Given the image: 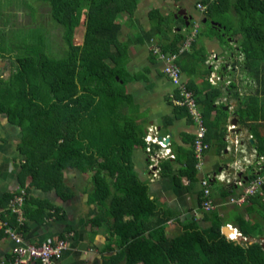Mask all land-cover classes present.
Returning <instances> with one entry per match:
<instances>
[{"label":"trees","instance_id":"1","mask_svg":"<svg viewBox=\"0 0 264 264\" xmlns=\"http://www.w3.org/2000/svg\"><path fill=\"white\" fill-rule=\"evenodd\" d=\"M42 1L50 4L53 19L63 29L66 42L63 57L53 58L43 47L44 42L24 44L25 31L17 29L10 32V60L15 70L8 78L0 77V117L5 115L23 133L18 147L26 157L22 184L26 178H32V187L55 188L67 201L75 193L64 182L65 171L77 170L91 175L94 189L90 202L98 205L99 214L90 223L94 227H105L112 238L107 249L110 255L104 257L103 264H264V243L261 242L264 225L252 217L264 211L253 205L252 198L245 207H236L242 212L232 224L218 209L211 213L203 210L206 199L202 188L200 205L204 219L211 226L203 228L192 218L185 224L178 221V231L170 233L167 228L173 215L161 209L152 199L149 185L135 173L134 151L137 148L147 150L146 128L135 99L128 92V85L133 81L127 68L132 43L123 41L121 34L126 25L132 27L136 23L140 0ZM198 4L208 7L204 14L207 23L198 21L196 16L193 21L176 19L175 13L165 15L154 9L149 15L152 28L143 34L149 42L159 38L158 43L166 54L179 55L177 64L182 73L190 74L192 72L185 68V59L197 60L201 68L209 56L205 48L199 50L195 41L189 50L180 54L194 33L190 31L195 24L210 27L206 36L200 33V27L196 39H218L221 46L225 44L230 51H234L232 43H236V51L243 56V62L232 56V70L224 64L221 76H234L240 70L254 83L250 94L241 95L236 91L234 96L239 101L237 114L241 124L255 134L247 144L257 153V158H264V0H198L196 8ZM230 14H235L240 23L236 30L240 39L224 35L232 29L219 19ZM126 15L129 19L124 25L120 20ZM170 18L182 22L183 27H178V22ZM189 21L190 26L187 25ZM214 21L222 27L214 26ZM81 25L86 26L85 40L83 44H76L74 37ZM169 38L171 40H167ZM3 47L0 39V57L6 56ZM211 71L209 68L206 72ZM188 87L194 92L199 107L204 108L202 113L209 130L206 142L219 143L225 151L228 127L222 126L228 122L229 111L224 105H216L223 96L222 91L207 87L205 94L195 89L193 82ZM232 89L237 90L234 81L226 92ZM213 111L218 113L217 121L210 120ZM182 113L192 119L186 108L175 106L174 116L165 118L164 127L172 125ZM220 122L219 133L216 130ZM173 161L182 164L177 172L171 167ZM197 163L192 148L183 159L163 161L162 173H172L179 187H182V178H188L192 186L200 180ZM258 177L249 173L251 180ZM214 188L222 191L223 199L216 201ZM211 189L215 205H222L236 191V185L213 181ZM259 196L258 200L262 198L264 203V198ZM12 198L13 194L5 195L3 207H7ZM47 207L53 206L31 197L24 208L26 218L35 220L37 216H45ZM248 221L253 224L251 227ZM10 224L17 225V217L13 214ZM226 225H233L245 238L255 241L229 240L223 234ZM28 229L25 222L20 231L24 234ZM0 237H6L5 233L0 231Z\"/></svg>","mask_w":264,"mask_h":264},{"label":"crops","instance_id":"2","mask_svg":"<svg viewBox=\"0 0 264 264\" xmlns=\"http://www.w3.org/2000/svg\"><path fill=\"white\" fill-rule=\"evenodd\" d=\"M147 1L151 4H148L147 7L149 9L147 18L148 23L145 24L143 23V20L139 14L141 13L140 3L142 2V7ZM189 1L190 0H187V2L186 0H140L136 12V23H134V25L132 24V27L126 25L124 27L123 33L121 34L123 41L132 43L129 51L130 59L127 68L133 81L128 85V92L133 95L136 105L140 110L141 116H143L142 119L146 128V136L152 127H158L160 136H170L171 150L175 155V160L177 157L178 159H183L186 153L192 150L193 138L196 134L197 127L194 121L190 119L187 114L183 113L179 118L175 119V122L172 125L164 127L165 118L174 116L175 106L171 104V95L175 91V87L171 80L164 73V63L159 59V56L155 52L156 48L162 49L158 44L159 38L149 42L147 38H145L143 32L147 33L152 28L149 15L154 9L161 10L165 15L175 13L179 8L186 9L188 13L191 14V16H196L198 21L204 22L205 15L196 8V2L198 0H195L194 2V12L190 11V4L189 6L187 5ZM154 5L156 7H154ZM168 7L170 9L174 8L175 10L168 13L163 12L162 9ZM143 8L145 9V7ZM128 17L129 16L126 15L125 18L120 20V22H123L125 25L129 19ZM167 40L171 39L169 38ZM199 46L201 49L205 48L209 54L206 64L200 68L195 65V63L197 64V60L195 61V59L191 60L188 58L185 59V68H187V71L189 70L192 73L190 74L184 72L183 77L186 79L188 84L193 82L195 89L203 90L206 94L207 86L206 82L203 80L202 73L204 68L206 71L210 68L212 69L210 73V81L213 82L212 84L217 86L220 85V83H224L225 86L222 87L223 90H225V88L229 89L227 87L229 85V78L234 79L233 76L226 74V76L222 77L220 71L221 69L216 66V64L214 65V63L212 64L209 61V58H211L210 56L218 50L220 51L219 55L224 56L226 54L224 53V50V52L222 51V46L219 40L203 37ZM198 55L199 57L202 56L201 54ZM231 59L232 57L230 58V61L227 62L231 63ZM226 66L228 67L229 65ZM230 67L232 66L230 65ZM230 70H232V68H230ZM206 71L205 73L207 74ZM217 77H220V79H217ZM247 79L249 81V78L240 70H238L236 71L235 80L233 81H235L237 88H239V84L245 83V80ZM149 84L154 86L152 87L153 89H149ZM231 85L232 82L229 86L231 87ZM236 91H238V89L235 91L232 89L230 93L226 94L228 96L231 95L230 98H233L235 97L234 93ZM204 96L205 95L203 94L202 97ZM227 100L226 102H223L218 99L216 105H224V103H227ZM230 102L227 107H230L231 109L232 105H230ZM238 109L239 107L237 108L236 106L234 110H228L230 111L228 122L226 126L224 123L222 126L226 128L228 127L227 133L225 135V142H227L226 150L224 151L222 147L219 146V143L213 142L211 149L206 155L205 171L210 175H219L225 170V165L227 166L228 163L230 164L231 162H237V165L240 166V164L244 162L245 164H241V166H244L245 169L241 170V167H239V169H237V176L234 175V178L233 175H231L230 177H233V180H235L241 176L242 179H244L245 184H247V181L251 180L249 179L250 172L261 175L263 161L261 164L257 163L256 166L253 165L254 163L252 161L254 156L251 155V153L253 154L255 151L253 152L250 149L247 141H250V137H254L255 134L247 126H243L241 124V119L237 114ZM145 114H149L147 119ZM217 118V111H213L211 113L210 120L217 121ZM234 121H237L238 123L236 125L237 128L231 129L232 126H235ZM218 127L220 128H218L216 132L220 133L221 122ZM262 133L264 135V129L262 130ZM22 139V129L10 123L7 117L4 118L1 116L0 220L10 221L12 216V213L10 214L9 209L10 202L8 203L7 207H3L2 205V199L5 197V195L13 194L14 196V194L17 195L22 191H26L27 196L25 199L24 208L26 206L27 200H29L31 197L37 201L48 203V205L51 204L53 206L52 208H49L50 206L47 207V214H45V216H37V219L35 220H29L28 218L25 219V222L28 223L29 227L28 231L24 233L25 239L27 241L41 244L47 241L57 242L58 240L62 239L61 237H64V239L68 241L69 246L61 259L56 261L54 264H103L104 257L110 255L109 252H107V249L108 245L112 241V238L110 237V232L105 227H94L90 223L91 220L99 214L98 205L90 202V195L94 189L93 183L90 181L91 185H86L87 187H84L81 183L72 184V178H69L68 176L70 174L74 176V172L77 170H66L64 173V182L66 186L71 188L75 193V196L67 201L63 200L59 196V193L55 188L45 190L42 188L32 187V178H26L25 184L23 185L22 166L25 163L26 157L21 154L18 149ZM235 142L239 143V146H237L239 151L236 156V152H233V150L232 152H229L228 150V148H236V146H234ZM157 150L160 149L158 148ZM249 154L251 156H249ZM230 158H233V161L229 162V160H231ZM248 159H250V163H247ZM173 162L171 167L174 172H177L179 168L182 167V164L175 161ZM257 162H260V159H257ZM162 163L163 161L161 164ZM133 165L134 169L142 174L141 181L145 183L147 182L149 185L152 199H155L158 202L161 209L167 211L168 214L170 213V215H173L172 221L168 223V232L172 233L178 231V221H181L183 224H185L192 218H195V220L203 228H209L211 226V223L204 219V213L202 212L200 205L202 194L200 180L198 183L191 186L188 178H182V187H179L175 184L172 173L163 174L161 171V176L159 178H153L152 172L149 170L148 154L143 148H137L134 151ZM77 173L79 172L77 171ZM74 177H76V175ZM201 177V174H199V179ZM28 190H30V193ZM214 190L216 201L223 199L222 191L215 188ZM243 190V187L237 185L236 191L225 199L227 203L225 202L226 204L222 205L218 204V212L221 216L224 217V215L227 213V209L231 210L237 207V205L228 203V201H231L238 195L243 194ZM225 205L227 206L226 208H224ZM34 209L36 208L34 207ZM3 215L5 216L4 218ZM127 219L128 218L126 217V220ZM0 239L1 262L11 258L12 250L15 244L13 240L7 235L4 238L0 237Z\"/></svg>","mask_w":264,"mask_h":264},{"label":"built area","instance_id":"3","mask_svg":"<svg viewBox=\"0 0 264 264\" xmlns=\"http://www.w3.org/2000/svg\"><path fill=\"white\" fill-rule=\"evenodd\" d=\"M207 6L203 4H198L197 9L205 14L207 11ZM200 24L197 23L194 25V36L188 38L184 47L180 51V54L189 50L192 42L194 41L195 36L198 34L200 29ZM156 54L159 56V59L164 63V73L171 80L172 84L175 87V91L172 93L171 98L173 105L176 107L186 108L194 121L197 131L195 134V142L193 144V150L195 157L198 161L197 169L199 174H201L200 183L204 190L205 202L203 203V210L206 213H211L218 209V205L214 203L212 198V189L211 183L213 181L220 182L222 184H227L228 186L231 183L230 176L226 171H222L219 175H210L205 171V161L207 152L211 149V145L206 142L208 135V128L205 124L204 116L198 102L196 100L195 94L188 87V82L183 77L182 69L177 64L179 55L177 54H166L162 49L156 48ZM220 79V77H217ZM178 91V92H177ZM231 129H236V126H232ZM170 139V136H163L160 140V134L158 127H152L145 138L148 147L147 154L149 159V170L152 172L153 178H159L161 176V162L164 160H175V155L171 150V144L166 143ZM253 137H250V140ZM155 146H158L160 150H157ZM235 152H238L239 143L235 142ZM233 150L232 148H229ZM264 161V158L260 159L258 164H261ZM250 163V162H249ZM242 170V169H241ZM231 184L239 185L245 187L243 194L238 195L233 198L230 203L242 207L248 204L254 196L261 195L264 197V176H259L256 179L248 181L245 184L242 177L236 178ZM226 185V186H227ZM26 191H22L20 194L13 196L10 200V212L17 217V225L10 224V221L0 220V230L10 237L15 246L12 250V256L6 261H1L0 264H54L56 261L61 259L64 252L67 250L69 243L66 239H60L57 242L47 241L41 244H36L25 239L24 234L20 231L21 227L24 225V204L26 199ZM228 227L236 232V237L230 233L227 238L231 241H238V237H242V241L248 242L249 239L245 238L242 233L232 225Z\"/></svg>","mask_w":264,"mask_h":264},{"label":"rangeland","instance_id":"4","mask_svg":"<svg viewBox=\"0 0 264 264\" xmlns=\"http://www.w3.org/2000/svg\"><path fill=\"white\" fill-rule=\"evenodd\" d=\"M186 2H187V0H186ZM194 2H195V0H190L188 4L186 3L188 6L190 4V11L191 12H194V9H195ZM148 4H151V3H148V1H147V2H145V5L141 7L142 2L140 3V8H141L140 12L141 13L139 14V16H141L143 23H145V24L148 23V21H147L148 13H149V11H148L149 9L147 8ZM143 7H145V9ZM154 7H156V6L154 5ZM50 8H52L50 6V4H47V2L42 1V0H0V38H3V37L10 38V32L11 31H14V30L17 31V29H23L25 31L24 32V39H25L24 44H31V43L33 44V43H37V42L38 43L44 42L43 47L47 48V51H49V53L52 55L53 58L58 59V58L63 57L64 50H66V42L63 39V29L61 26H59L54 21V19L52 17V11L50 10ZM162 10H163V12L168 13V12L174 11L175 9L174 8L170 9L168 7V8H164ZM236 19L237 18H236L235 14H232V15L230 14V15H228V17H226V16L220 17L219 20L221 22L227 24L232 29L231 33L225 32L224 35L226 37L228 35H230L231 37L236 36L238 39H240L236 33V30L239 29L240 23ZM10 20L12 21L11 24H10ZM171 20H172V22H178L176 20H173V18H170V21ZM178 23H177L178 27L179 26L183 27L182 22L179 21ZM216 23L221 24L219 22H216ZM209 28H210L209 26H205L204 24L201 25L200 33L202 35L206 36L205 34L209 32ZM193 30H194V28L191 29L190 33ZM225 30H226V28H225ZM85 35H86V26L85 25L79 26V28H77V30H76V34L74 37L75 43L76 44H79V43L83 44L84 40H85ZM192 35L194 36L193 32H192ZM172 36L173 35L171 34V37ZM228 40L231 41V38H228ZM194 41L197 42V47L199 48V50H201L200 46H199L201 44L200 43L201 40L198 38L197 39L194 38ZM222 45H223L222 47H225V49L222 48V51L224 50L225 52L224 51L223 52L226 54L224 56H221V55H219L220 54L219 50L214 52L210 56L211 58H209L210 63H214V65L216 64V66H218L221 69V68H223L224 64L229 65L227 68H229L230 65L232 66V60H231V63L227 62L230 60V58L232 56L234 57L235 60H239V61L243 62V56L239 55L240 53L238 51H236L237 50L236 43H232V47H234V51H230L228 48H226L225 44H222ZM9 46H10V44H9ZM8 48L5 47L6 50ZM5 55L6 56H4V57H0V77L8 78V77H10L11 73L15 70V67L13 66V63L10 60V54L7 52ZM217 58H220V59H217ZM195 65L198 66L201 64L199 62H197V64L195 63ZM205 71L206 70L204 68V71L202 73L203 74L202 77H203L204 82H206V86L211 87L212 89L213 88L217 89L218 91H222L223 96H221V98L219 100L226 102V100L228 99L227 103H224L225 107L228 106L229 102L231 101L230 105H232V106H231L230 110H234L236 106L238 108L239 107L238 98H236V97L230 98L231 95L228 96L226 94L227 89L225 88V90H223V88H222L225 86L224 83H220V85H217V86L212 84L213 82L210 81V73L208 72L209 74L207 73L208 74L207 75L205 73ZM235 75L233 76L234 80H235ZM232 81L233 80L229 78L228 84L230 85ZM229 85L227 86L228 88L230 87ZM253 85H254V83H252L250 81V79H249V81L247 79V80H245V83L239 84V88H237L238 92L241 95L250 94L254 89ZM148 87H149V89H153L152 87H154V86L149 84ZM225 97H227V98H225ZM203 109H204L203 107H200V110H203ZM145 116L147 119L149 114L148 115L145 114ZM3 117L5 118L6 116L4 115ZM250 141L249 140L247 141L248 144ZM228 150H229V152H232V150H230L229 148H228ZM234 150H235V148L233 147V152H234ZM237 154H238V152L235 153V156ZM251 155L254 156L252 162L255 163V164H253V163L252 164L254 166H256L258 155L255 152L253 154L251 153ZM251 155L249 154V156H251ZM231 161H233V158L231 160H229V162H231ZM248 162H250V159H248L247 163ZM241 164L244 165L245 163L243 162ZM241 164L239 166V165H237V162H235V163L231 162L230 164L228 163L227 166L225 165L224 171H226L229 175H233V177L235 178L234 175L237 176V173H238L237 169H239V167H241L240 169H245L244 166H241ZM246 165H248V164H246ZM161 170H162V168H161ZM135 173L139 176L140 179L142 178V174L140 172L135 170ZM147 174H148V172H147ZM75 175H76V177H74ZM74 176H72L71 174L68 176L69 178H72L71 179L72 184L73 183L74 184L75 183L76 184L81 183L84 187H87L86 185H91V182H90L91 181L90 180L91 175H89V174L83 175L80 172L77 173V171H76V172H74ZM233 177L229 178L231 183L234 181ZM231 183L229 185H233ZM225 185H227V184H225ZM243 189H245V187H243ZM258 198H260V196L257 194L256 196H254L252 198L251 201L256 208H260L259 210L264 211V203L261 202L262 198H261V201L258 200ZM228 203H230V201H228ZM229 206H231V205H229ZM245 206H242V207H245ZM226 212L227 213L224 215V217H226L227 222H231L233 224V221H235L237 219V217L239 216V213H241L242 211L240 208H235V209H231V210L227 209ZM252 217L255 218L256 221L262 222V224L264 225V214H260L259 216L253 215ZM24 218L26 219V215H24ZM248 218H251V217H248ZM25 221H24V223H25ZM248 222H249L248 226L251 227L253 224L250 223V221H248ZM261 242L264 243V238L261 240Z\"/></svg>","mask_w":264,"mask_h":264},{"label":"water","instance_id":"5","mask_svg":"<svg viewBox=\"0 0 264 264\" xmlns=\"http://www.w3.org/2000/svg\"><path fill=\"white\" fill-rule=\"evenodd\" d=\"M189 13H188V11L186 10V9H184V10H182V12H181V15L184 17V20L185 21H188V20H190V21H193V16H191V15H188ZM190 21H189V23H187V25L188 26H190ZM204 23H207V19L204 21ZM212 24L214 25V26H218V27H222V25L221 24H218V23H216V22H212ZM225 110H230V108L229 107H225ZM234 124L235 125H237L238 123H237V121H234ZM160 140H162V137L160 138ZM170 142V139H168L167 141H166V143H169ZM232 232V230L228 227V226H226V227H224L223 228V234L227 237L228 236V234H230V232ZM238 242H240V241H242L243 239H242V237L241 236H239L238 237ZM250 242H254L255 240H249Z\"/></svg>","mask_w":264,"mask_h":264},{"label":"flooded vegetation","instance_id":"6","mask_svg":"<svg viewBox=\"0 0 264 264\" xmlns=\"http://www.w3.org/2000/svg\"><path fill=\"white\" fill-rule=\"evenodd\" d=\"M182 10H184V9H181V8H179V9H177V11L175 12V16H176V18L178 19V18H183L184 19V17L181 15V12H182ZM188 15H191V14H188ZM55 21V20H54ZM56 22V21H55ZM12 23V21L10 20V24ZM57 23V22H56ZM58 24V23H57ZM1 40H2V42H3V48L5 49V47L6 48H8L5 44H8V46H9V44H10V38H5V37H3V38H0ZM5 43V44H4ZM9 53L10 54V46H9V48L6 50V53ZM5 53V54H6Z\"/></svg>","mask_w":264,"mask_h":264},{"label":"clouds","instance_id":"7","mask_svg":"<svg viewBox=\"0 0 264 264\" xmlns=\"http://www.w3.org/2000/svg\"><path fill=\"white\" fill-rule=\"evenodd\" d=\"M48 4V3H47ZM50 10H51V8H50ZM213 64V63H212ZM236 126V125H235ZM236 128H237V126H236ZM163 138V136H160V138ZM234 146H235V144H234ZM233 149V148H232ZM235 152V151H234ZM258 160L260 159V158H257ZM258 163V162H257ZM255 164V163H254ZM257 165V164H256ZM259 176H261V175H259ZM264 176V175H263ZM246 181V180H245ZM248 181H251V180H248ZM248 181H247V183H248Z\"/></svg>","mask_w":264,"mask_h":264},{"label":"bare ground","instance_id":"8","mask_svg":"<svg viewBox=\"0 0 264 264\" xmlns=\"http://www.w3.org/2000/svg\"><path fill=\"white\" fill-rule=\"evenodd\" d=\"M260 99V98H259ZM237 115V114H236ZM259 130V129H258ZM232 193V192H231ZM200 212V211H199ZM202 213V212H201ZM195 216V215H194ZM205 216V215H204ZM233 237H236V232L232 233ZM237 238V237H236Z\"/></svg>","mask_w":264,"mask_h":264}]
</instances>
